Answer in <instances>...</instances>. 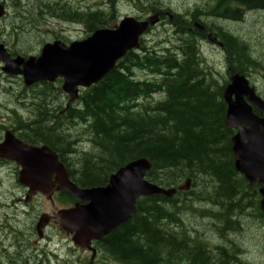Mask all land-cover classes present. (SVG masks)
Listing matches in <instances>:
<instances>
[{
	"label": "trees",
	"instance_id": "16d2710c",
	"mask_svg": "<svg viewBox=\"0 0 264 264\" xmlns=\"http://www.w3.org/2000/svg\"><path fill=\"white\" fill-rule=\"evenodd\" d=\"M138 3L147 13L170 11L150 0ZM214 4L219 9L215 15L224 20H239L244 11L238 6L264 10V0H215ZM57 9L60 19L83 24L87 36L106 27L115 15L102 8ZM202 15H214L213 7ZM185 17L176 16L175 23L193 27L196 21L223 44L227 75H245L248 68L259 66L244 39L201 20L196 12ZM176 29L178 36L156 47L141 40L138 50L128 52L99 82L84 89L62 115L54 116L58 108L49 109L44 90L35 91L41 94L34 100L26 98L31 115L23 127H28L25 134L30 140L41 139L62 149L63 155L67 150L73 153L69 162L81 188L106 184L112 172L137 158L150 161L146 179L161 187H175L186 178L193 187L202 181L198 190L177 192L172 198H140L131 218L102 238L101 255L119 264H238L239 249L230 237L238 234L239 217L251 208L264 221V213L258 203L254 205L256 194L232 168L222 99L227 80L202 66L198 44L206 33ZM135 70L150 76L139 78ZM187 195L209 206L200 212L211 219L212 229L227 247L213 245L184 225L180 197Z\"/></svg>",
	"mask_w": 264,
	"mask_h": 264
},
{
	"label": "water",
	"instance_id": "95a60500",
	"mask_svg": "<svg viewBox=\"0 0 264 264\" xmlns=\"http://www.w3.org/2000/svg\"><path fill=\"white\" fill-rule=\"evenodd\" d=\"M5 13L0 3V18ZM161 14L167 15L170 21L173 18L169 11H157L144 19L124 16L112 27L96 29L82 40L69 44L59 40L47 42L37 56L11 57L0 43V70L6 75L21 76L25 86L61 78V90L70 102L74 101L80 89L97 83L128 52L140 47L142 36L158 23ZM193 27L206 32V40L210 44L223 46L200 23H194ZM222 99L226 103L225 128H237L231 148L235 156L234 168L244 176L250 188L257 181L260 186L258 207L264 213V118L259 119L252 114L249 105L251 103L258 111L264 112V100L256 95L246 76L238 72L229 75V82L222 90ZM0 157L20 166L19 181L32 192H44L49 185L51 171L58 168L59 187L66 188L78 200L72 207L58 211L60 225L72 235L73 244L92 251V257L95 249L91 247V241L100 240L129 220L137 210L139 198L152 195L170 198L177 191L187 190L191 184L190 178L169 188L149 182L145 177L151 163L147 158H137L111 173L106 184L81 188L67 179L64 167L57 163L56 155L46 146H29L8 132L0 143ZM44 218L39 219L38 231L44 225Z\"/></svg>",
	"mask_w": 264,
	"mask_h": 264
},
{
	"label": "rangeland",
	"instance_id": "374dc122",
	"mask_svg": "<svg viewBox=\"0 0 264 264\" xmlns=\"http://www.w3.org/2000/svg\"><path fill=\"white\" fill-rule=\"evenodd\" d=\"M145 1L140 0V2ZM150 1L156 2V5L168 8L173 18L170 21L167 15L161 14L165 17L161 18L160 15L158 23L148 29L143 35L142 40L144 45L156 47L159 43L172 40L173 36H178L176 28L193 29L191 26L187 28L179 26L175 23L174 18L177 16L183 19L186 18L187 14L196 12L198 16H201V20H207V23L221 27L223 30L245 40L252 57L259 62L258 67L248 68L245 76L250 84L256 88L259 95L264 96V10H248L238 6V8L243 9V16L239 20H224L223 17L215 15L219 12L218 6L215 7V0ZM0 3L6 8V15L0 18V40H3L9 46L11 51L21 52L20 54L23 52L27 54L34 53L33 55L35 53L39 54L42 44L50 42L51 39H59L67 43L81 40L87 36V30L83 24L60 19L58 17L60 11L57 9V6L69 7L78 11L80 9L88 11L102 8L107 13L113 10L115 14L114 18L109 21L106 27H112L124 16L143 19L145 16L152 14L147 13L149 10L138 3V0H111L110 3H108V0H0ZM48 4L50 6L46 7L45 5ZM54 4L55 7H53ZM234 6L232 4V7ZM212 7L214 15L207 17L202 15V12ZM158 11L160 10L158 9ZM198 45L202 66L208 71L211 70L216 77H224L228 81L223 46L212 45L206 39L201 40ZM135 73L137 77L142 79L150 76L148 72L143 70H135ZM31 93L32 91L23 85L21 79L0 74V121L5 120L7 114H13L12 110L17 114L26 116L28 110H30L26 98L34 100ZM24 97L26 98L23 100ZM6 180H4V185H7ZM183 181H179L178 184H182ZM200 181L194 187L191 184L189 190H198L202 182ZM4 190V188H1L0 192ZM256 197H253L257 199L254 205H257L259 201V194ZM191 198L192 195L180 197V200H183L184 213H182V217L184 225L189 231L196 230L199 234L198 236L208 239L213 245L227 247L229 244L225 242V239L223 237L220 238L219 234L212 229L211 219L200 212L204 207L209 208V206H205L204 203ZM13 200L15 198L7 193L0 196V224L7 221L9 226L15 229H19L23 225L29 226L30 217L36 210L30 211V209H27L28 213L23 210L24 213L16 212L17 208L15 206L17 205L15 204L16 201L13 204ZM37 204L36 207H40L42 211L49 209V203L43 199L39 200ZM186 208H188L187 211L185 210ZM239 221L241 225H239L238 234L230 237L239 249L238 264H264V221H261L258 214L251 208L244 211V214L239 217ZM19 245L20 242L13 249L9 250L8 255L16 251L17 254L15 256H21L19 257L20 259L11 257L13 262L8 260L7 263L0 264H59L55 257L48 256L47 252H40V250L44 249L45 243L30 244L27 247ZM47 248L54 250L55 248L58 249L59 245L53 242ZM63 251L67 252V249L63 248ZM59 256L61 260L60 264H64L65 260H68L69 264H88L90 254L81 250H75L74 254L68 253L67 255L60 251ZM8 259L10 258L8 257ZM92 264L119 263L101 255Z\"/></svg>",
	"mask_w": 264,
	"mask_h": 264
},
{
	"label": "flooded vegetation",
	"instance_id": "af4514ba",
	"mask_svg": "<svg viewBox=\"0 0 264 264\" xmlns=\"http://www.w3.org/2000/svg\"><path fill=\"white\" fill-rule=\"evenodd\" d=\"M162 17H165V16L161 15V18ZM51 37L53 38V36ZM50 41H53V39H51ZM0 43H2L5 46L7 52L10 54L11 57H15L16 55H22L24 57H27L28 55L34 54V53L27 54L24 52H23L24 54L23 53L20 54L21 52L11 51L9 49V46L3 40H0ZM37 55L38 54L35 53V55L33 56H37ZM0 74L6 75L1 70H0ZM6 76L9 77L10 75H6ZM10 77L19 78L22 81V78L19 75L10 76ZM61 84H62V79L56 78L52 82L43 81V82L35 83L31 86H25L24 84L23 85L26 88L30 89V91H32L31 95H32V98L34 99H37V97L40 96L41 94L39 93L38 95H35L34 94L35 91L44 90L43 93L48 95L47 105H49L48 106L49 109L51 110L52 108H58L56 114H54V116H57V115H62L70 107L74 106L76 102V100L71 101V102L69 101V97L61 90ZM49 86L52 87L51 90L49 89ZM254 89H255L256 95H258L261 99L264 100V96H260L259 93L256 91L255 87ZM83 90L84 89H80V93ZM249 105L251 107L252 114H254L259 119L264 118V112L258 111L257 108L251 103H249ZM29 115L31 114H27L26 116L20 115V114H7V117L5 118V120L0 121V143L4 141L5 135L8 132L15 139L29 146H34V147L46 146L51 151V153H54L56 155L57 163L61 164L64 167L67 179L79 186V184H77L74 179V173H73L74 168L72 164L69 162L70 156L73 154L72 152H69V150H67L65 155H63L61 154L62 153L61 148H59L61 149L59 151L56 146L50 145L41 139H37L34 141L30 140L31 139L30 136L25 134V131L27 130L26 132H28L29 129L28 127H23V122L29 118ZM45 115H50V114H45ZM224 118H225V115H224ZM20 123L22 125H20ZM226 129L229 130V134H228L229 143H230L229 152H230L232 168L235 171L237 179L249 186L248 181L244 178V176L238 171H236L234 168L235 156L231 148L233 145L232 138L236 134L237 128L230 127ZM19 171H20V166L16 162L10 159H7L5 157H0V189L1 188L5 189L4 191L0 192V196L4 195L5 193L13 196V198H15V200H13V204L16 201L15 204L17 205L15 206V208H17L16 212L24 213L23 211H26V213H28L27 209H30V211L36 210V212L33 215H31L29 226L23 225L19 229H15L13 227H10L7 221L5 223L0 224V263H7L8 260L10 262H13L11 257H17L15 256L17 252L15 251L13 254L9 253V255H8V252L9 250L17 246L19 242H20L19 246H24V247H27L30 244L35 245V244L45 243L44 249L40 250V252H47L48 256L55 257L56 261L59 264L61 261L60 256H59L60 251L65 253V255H67L68 253L74 254L75 250H81L82 252H88L91 256L92 251L87 250V249L82 250V249L76 248L72 243V237H71L72 235L67 233L65 230H63L60 225V221L58 218V211L61 209H67V208L72 207L77 202V199H75L66 188L59 187L60 184L58 182V179L60 177V173H59L58 168H57V171H51L50 176H49V185L46 187L44 192L30 191V189L26 185L22 184L19 181ZM5 179H7L6 180L7 185H4ZM259 187L260 186L258 185L257 181H254L253 188H250L249 186V191L255 193L256 196H258ZM177 192H186V191H177ZM41 199L49 203L48 210L42 211L40 207H36L38 205L37 203H39V200ZM42 216L45 217L44 218L45 222H44V225L41 227L40 231H38L36 229V226L39 222L40 217ZM102 238L100 240L91 241V246L95 249V255L94 257H91V258L89 257L88 264H92L93 262L97 260V257L101 256L102 251L100 249V243L102 241ZM53 242H56L59 245L58 249L55 248L54 250H51L47 248V246L51 243L53 244ZM39 247L41 248V246ZM63 248H66L67 252H64ZM35 250L37 249L35 248ZM8 257L10 259H8ZM19 257L21 256H18L17 259H20ZM4 259H7V260L4 261ZM69 263L70 262L68 260H65L64 264H69Z\"/></svg>",
	"mask_w": 264,
	"mask_h": 264
},
{
	"label": "bare ground",
	"instance_id": "6f19581e",
	"mask_svg": "<svg viewBox=\"0 0 264 264\" xmlns=\"http://www.w3.org/2000/svg\"><path fill=\"white\" fill-rule=\"evenodd\" d=\"M194 23H196V21L195 22H193L192 23V25H194ZM185 28H187L188 26H184ZM194 28V27H193ZM205 28V27H204ZM191 30V29H190ZM199 30V29H198ZM205 31H207L208 33H210L206 28H205ZM204 32V31H203ZM204 33H206V32H204ZM212 34V33H211ZM214 36V35H213ZM226 70V69H225Z\"/></svg>",
	"mask_w": 264,
	"mask_h": 264
}]
</instances>
